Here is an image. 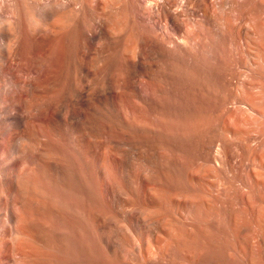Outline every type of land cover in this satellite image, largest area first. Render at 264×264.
I'll use <instances>...</instances> for the list:
<instances>
[{
	"label": "bare ground",
	"instance_id": "1",
	"mask_svg": "<svg viewBox=\"0 0 264 264\" xmlns=\"http://www.w3.org/2000/svg\"><path fill=\"white\" fill-rule=\"evenodd\" d=\"M0 264H264V0H0Z\"/></svg>",
	"mask_w": 264,
	"mask_h": 264
}]
</instances>
